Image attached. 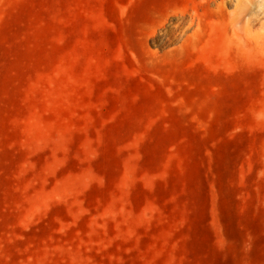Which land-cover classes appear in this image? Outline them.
<instances>
[{
  "label": "rangeland",
  "instance_id": "obj_1",
  "mask_svg": "<svg viewBox=\"0 0 264 264\" xmlns=\"http://www.w3.org/2000/svg\"><path fill=\"white\" fill-rule=\"evenodd\" d=\"M0 264H264V0H0Z\"/></svg>",
  "mask_w": 264,
  "mask_h": 264
}]
</instances>
